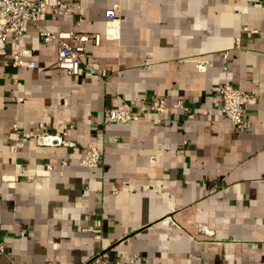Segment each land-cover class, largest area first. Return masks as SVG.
<instances>
[{"label":"crops","instance_id":"crops-1","mask_svg":"<svg viewBox=\"0 0 264 264\" xmlns=\"http://www.w3.org/2000/svg\"><path fill=\"white\" fill-rule=\"evenodd\" d=\"M74 2L75 17L47 14L0 42V264H92L100 251L107 264H264V0ZM41 29L99 41L70 76ZM16 47L32 68L11 67ZM223 81L254 97L242 128L218 110ZM159 98L162 114L102 121ZM12 125L74 147L29 138L13 150ZM88 146L102 151L93 169L78 165Z\"/></svg>","mask_w":264,"mask_h":264},{"label":"built area","instance_id":"built-area-1","mask_svg":"<svg viewBox=\"0 0 264 264\" xmlns=\"http://www.w3.org/2000/svg\"><path fill=\"white\" fill-rule=\"evenodd\" d=\"M75 4L74 0H0V42H4L8 36L14 41H18L23 35L28 22L38 23L42 21L47 14H54L62 17H75L71 5ZM109 22H114L119 15V8L113 5L104 13ZM76 22L80 19L76 17ZM108 22V23H109ZM40 40L44 44L54 43L56 47V57L53 66L63 70L67 75L75 76L80 72L81 59L84 53V45L91 41L94 45L98 44V35H87L74 32H49L41 29L38 33ZM29 50L16 47L11 51V67L13 68H32L33 62L30 60ZM209 63L205 60L196 62L198 72H204ZM15 85H19L15 81ZM220 105L218 110L222 113L230 125L236 128H242L246 121L242 115V107L254 100V97L240 89L233 87L228 81H223L219 86ZM172 109H178L186 114V118H191L189 113L181 102L176 101L171 106ZM166 109L163 99H155L149 104H137L134 100L122 102L119 108H110L104 111L103 123L126 124L135 122L138 119V112L151 111L157 114L164 113ZM14 135V144L12 149L20 147L27 139L33 138L40 140L43 144L62 147H74V143L63 139V135L42 134L35 135L31 132L20 133L15 125L11 126ZM102 163V151L100 148L88 146L78 165L83 168L93 169ZM62 169L66 166L64 161L58 164ZM19 169L20 165L15 164ZM53 170L52 165H45L40 172L47 176ZM61 171H59V174ZM7 181L8 179H4ZM163 221H170L164 218ZM171 222V221H170ZM172 223V222H171ZM97 238V236H96ZM4 247L0 243V254H3ZM133 259L136 257L133 256ZM92 264H107V252L100 251L91 258ZM113 264H124L116 261Z\"/></svg>","mask_w":264,"mask_h":264}]
</instances>
